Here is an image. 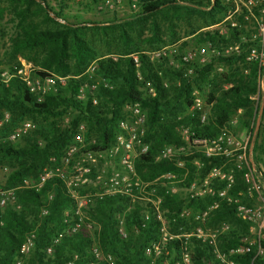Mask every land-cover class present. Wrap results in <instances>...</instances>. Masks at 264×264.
<instances>
[{
	"label": "trees",
	"instance_id": "trees-1",
	"mask_svg": "<svg viewBox=\"0 0 264 264\" xmlns=\"http://www.w3.org/2000/svg\"><path fill=\"white\" fill-rule=\"evenodd\" d=\"M6 1L12 7V16L18 28L17 37L12 41V53L24 56L25 52L43 51L35 61L43 71H33L42 78L48 77L49 73L62 76L64 84L57 86L54 93L43 96L40 103L35 101L16 78L11 79L6 86H0V110L5 109L9 112V120L0 129L3 135L9 132L14 122L22 121L26 117L30 118L35 126L19 143L0 141V164L6 161L16 162L5 177L7 187L12 190L13 202L0 207V264H13L19 257L23 240L28 237L31 238L32 248L22 264H107L104 259H94L91 253L92 246L96 247L103 257L111 256L114 264H150L144 250L157 240L158 223L151 212H148V219L143 221L142 206L130 204L125 197L119 195L105 196L86 207V214L98 224V229L93 233L94 238L83 228H79L74 234H62L56 243H52L66 224H70L73 216L71 213L67 216L65 211L74 210V200L59 178L47 179L37 190L24 188L23 180L29 176L36 178L47 166L57 165L80 124L86 126L85 138L91 133L96 137V144L87 147V150L93 152L108 150L118 132V122L124 120L122 113L124 106L137 103L145 115L142 142L147 146V151L134 160L135 171L141 181L153 183L157 180L151 187L162 198L160 207L165 211L164 218L169 221V231L174 232L179 226L188 231L194 224L188 219L179 218L178 210L183 206L201 209L211 199L185 202L179 193L165 194L164 187L184 188L192 179L203 178L211 168L226 167L230 161L224 163L220 158L205 159L183 154L156 160V156L164 146L175 148L184 146L175 132L176 127L188 128L193 136L199 139L213 138L219 134L221 128L227 127V123L233 118L234 110L239 108L243 109V120L238 121L237 118L235 126L238 123L246 128H249L250 124L254 126L258 107L251 106L250 98L255 95L256 77L264 68L258 72L255 64H251L246 79L236 77L233 69L229 70V75H222L223 83L228 85V88L218 94L215 89H210L206 94L209 110L204 123H200V112L194 110L187 115L183 112L191 107L193 99L191 94L194 91L204 92L206 83L212 86L211 81L207 79L211 73V65L197 67L194 64H184L178 53L170 59L178 65L177 68L169 64L168 58H160L155 63L150 62L147 55L140 52L134 43L133 25L149 23V41L162 47L161 45L164 46L166 42L158 37L156 18L170 22L169 42L172 44L177 39L172 32L173 20L182 15L195 14L211 25L218 20L217 16L222 17L217 0L213 2L120 0L129 7L135 6L132 22H126L125 27L120 25L91 27L103 37H106L107 31L113 35V42L118 47L115 59L99 56L93 44L82 36L87 28L75 26L38 28L31 24L28 21L30 11L34 8L39 13L43 12L47 7L43 0L38 1L45 6L37 4V0ZM98 1L89 0L91 5ZM84 9L89 10L88 4ZM49 13L54 18L64 20L60 12L55 13L47 8L43 19L49 24H56ZM222 42L226 43L228 40L216 38V33L209 32L196 34L181 45L194 48L206 43L216 46ZM132 54L137 56V67L129 57ZM241 58L225 60L230 63L232 60L233 62L242 60ZM92 62L95 75L110 86V89H104L97 85L93 94L96 105L91 104L88 95L83 100L76 99L78 88L87 82L81 73ZM187 69H191V74L184 76ZM90 82L96 83L93 78ZM147 82L153 96L148 93L145 86ZM66 113H71L68 128L60 129L56 120ZM178 114L182 115L177 118ZM232 130L234 131V128ZM263 154L264 135L258 125L252 146V164L260 174L264 187V171L259 168L261 162L264 165L261 158ZM178 161L184 162L183 169L176 167ZM193 161H197L198 165L194 166ZM166 174L170 176L168 179L162 177ZM241 174V171L234 173V184L228 192L229 195L237 197L239 191L245 190ZM18 183L19 185L15 186ZM119 215H122V218ZM208 222L226 223L229 226V230L218 238L220 251L236 247L239 240L246 235L249 226L234 216L231 207L223 205L210 214L207 224ZM47 248L51 249L50 254H46ZM178 248V242L168 243L167 255L161 254L160 259L154 264H159L162 259H167L168 264H174L173 259ZM189 250L193 264H217L208 246L190 240ZM234 258V261L240 264H250L251 260L249 255ZM251 264L264 262L255 259Z\"/></svg>",
	"mask_w": 264,
	"mask_h": 264
},
{
	"label": "built area",
	"instance_id": "built-area-1",
	"mask_svg": "<svg viewBox=\"0 0 264 264\" xmlns=\"http://www.w3.org/2000/svg\"><path fill=\"white\" fill-rule=\"evenodd\" d=\"M119 1L109 0L107 4L110 7L112 4H118ZM208 2H213V0H208ZM217 4L221 9L223 17L219 22L210 26L209 29H212L216 33V38L230 40L233 37L235 38L234 41L222 42L216 46L206 43L205 45L194 47L184 54H180L175 48L168 52H165L162 48L154 56H147L149 61H159L160 58H168L169 64L177 68L178 65L170 60L177 53L180 55L182 63L190 65L197 62L201 66L205 65L210 59H227L244 56L247 61L256 64L258 71L264 67V0H217ZM130 9L135 12L134 5H131ZM225 33H227L229 38L225 36ZM129 57L134 66L137 67V56L132 54ZM93 70L94 66L88 68L84 73L87 82L78 88L76 99L83 100L88 95L91 104L96 105V99L93 94L96 92L97 83L90 82L92 81ZM190 74L191 69H187L184 76H189ZM136 76L139 78L137 73ZM14 78L19 80L37 103L42 102L43 96L46 94L54 93L57 86L64 84V78L61 77L49 75L42 78L37 76L33 69L29 68L22 61H19L17 65L12 66L10 69L0 70V86H6ZM101 86L104 89H110V86L106 83ZM145 86L148 93L153 96L148 82ZM191 96L193 99L190 108L193 111H201L199 122L204 123L206 113L201 110L200 100L195 92ZM125 107L129 110V119L118 122V132L114 138L113 145L105 153L109 159H116V167L107 166L96 173V180L105 179L107 190L98 193L95 196V200H100L105 196L119 195L125 197L130 204H137L144 208L142 213L143 221L148 219V212L153 214L158 223V238L144 250V255L149 258L150 264L158 261L161 254L163 256L167 255L166 245L172 241L179 244L177 254L173 259L174 264H193L189 250L190 240L208 246L217 264H240L234 261V256L241 257L244 255L251 256L250 264L255 259H261L264 262V187L260 180V174L256 172L252 164V146L258 128L259 112L255 118L254 126L250 124L241 138L236 137V134L232 130L236 124V118L233 117L227 123V127L221 128L219 134L213 138L199 139L194 137L188 128H180L181 140L184 146L178 148L164 146L158 152L156 160L168 159L178 154L205 159L220 158L224 160V163L235 160L237 164L234 166V169L242 172L241 181L245 193L248 196L254 195L256 198L253 205H246L236 196L229 195L228 192L234 184L233 168L213 167L205 177L193 180L184 188L164 187L165 194L179 193L185 202L203 198L211 199L201 209L195 210L187 206L181 207L177 212V216L181 219H188L194 226L188 231H184L183 227H178L175 232H170L169 221L164 218L163 210L160 207L162 198L151 187L157 180L151 183L141 182L134 178V160L144 155L147 151V146L142 142L145 115L137 103L126 105ZM24 127H27V125ZM18 137L19 133L13 132L8 136V139L13 141ZM80 152L78 155L76 147L69 146L60 163L63 166H67L73 156L78 155L74 164L76 171H81L87 175L89 170L87 168H80L79 163H94L96 154L85 150H80ZM176 166L179 168L183 167L181 162H177ZM51 177L62 180L67 188L80 186L87 182V177H82L81 174L66 176L58 168H45L39 175L35 185L23 181L22 186L37 190ZM169 177L163 178L168 179ZM161 187H163V184ZM69 195L74 198L72 192ZM8 202H13L12 191L0 190V207H4ZM90 202L91 200L86 198L83 202L77 203V208L85 206ZM222 205L231 207L234 216L241 222L249 225V234L251 235L250 240H247L246 237L241 238L236 247L224 251L218 249L217 239L229 230V226L227 224H220L213 229L201 227L206 224L210 214ZM79 228L80 220L77 219L68 224L65 232L59 233L52 243H56L62 234H74ZM119 232L122 235L120 230ZM31 243L30 238H26V242L20 246L19 254L27 250V246L31 247ZM50 253L51 249L47 248L46 254ZM91 253L96 260L104 259L107 264H114L111 256L106 255L103 257L94 246L91 247ZM159 264H168L167 259H162Z\"/></svg>",
	"mask_w": 264,
	"mask_h": 264
},
{
	"label": "rangeland",
	"instance_id": "rangeland-1",
	"mask_svg": "<svg viewBox=\"0 0 264 264\" xmlns=\"http://www.w3.org/2000/svg\"><path fill=\"white\" fill-rule=\"evenodd\" d=\"M43 1L45 5L47 6L45 10H43V12L39 13V11L35 10L34 8L30 11L28 21L31 24L35 25L38 28H45V27L58 28L59 26H67V27L72 26L73 28L75 26V27L87 28L84 31V34H82V36L88 42L93 44V47L96 50V52L99 54V56H101L102 58L111 57L113 59L117 57V55L115 54L117 53L116 50H118L117 49L118 47H117V44L113 42V39H112L113 35L107 31L106 37H103L102 34H98V32H95L94 30H92L91 27L95 25L96 26L120 25V26L125 27L124 24L126 22H132V16H133V11L130 9L128 4H126L123 1H119L118 4L116 5L112 4L109 7L107 4L109 0H99L94 5H91L89 0H64V1L43 0ZM73 1L75 3H73ZM194 1H197V0H194ZM36 2L37 4H40L41 6H45V5H42V3L39 2L38 0ZM86 4H88L89 10L84 9V6H86ZM47 8L51 9L52 12H55V13L60 12L61 15H63L64 20H61L59 18H54L53 15L49 13V16L56 23V24H49L45 19H43L44 13H47ZM222 17L217 16L216 18H218V20L215 23L219 22L222 19ZM155 22L157 23V26L159 29L158 37L161 38L163 42H166L164 46L161 45L162 47H160V45L159 46L154 45L153 42L149 41L150 39L149 38L150 37V24L149 23H145L143 25L142 24L133 25L132 37H133L134 43L138 46V49L140 52L150 57L154 56L156 52H159L162 48L165 50V52H168L169 50H172L173 48L177 49V51L180 54H184L188 52L190 49H192V47L191 46L182 47L181 43L187 42L189 38H191L192 36L196 34L213 32V30L209 28L210 26L215 24L213 23L211 25H208L207 23H205L202 17L195 15V14L188 15V16L182 15L178 19L172 21V24L174 26L172 29L173 30L172 32L175 33L177 39L172 44H170L169 42V36L171 35L170 22L163 20L159 17L155 19ZM16 24L17 22L16 20H14L12 16V7L9 5V3L6 0H0V70L3 71V70L10 69L12 66L17 65L19 61H22L25 65L29 66V68L33 70H42L36 64L35 61H37V59L41 56L43 51L34 50L32 52H25L23 55L26 58L19 54L12 53V41L17 37V34H18V28ZM192 33H194V35ZM225 36L228 37L227 33H225ZM234 40L235 38L231 37V39L228 40V42L234 41ZM238 58H241L242 60H239V61L236 60L234 62L232 60L229 63L225 59H211L206 63L205 66L211 65V73L207 76V79L208 81H211L213 87L210 86L208 83H206V85L204 86L205 88L204 92L201 93L199 91H194L196 96L200 100L202 112L207 114L209 110V105L206 104V100H207L206 94L210 92V89L212 88L215 89V91L218 94L221 90H225L226 88H228V85H225V83H223V80L221 78L222 75H225V76L229 75L230 74L229 70L233 69L232 72H236V73H233L236 77L240 76L242 79H246L248 77V74H249L248 68L251 64H253V62L247 61L246 57L244 56H239V57L232 58V59H238ZM152 62L155 63L156 60H153ZM92 66H94L93 62L88 64V66L84 68L81 75L82 74L84 75L87 69ZM194 66L201 67V65L197 64V62L194 64ZM49 74L53 76H57V77H62V76L55 75L52 73H49ZM92 78L97 83V85H102L106 83L105 80L95 75L94 71L92 73ZM250 101H251L250 103L251 106L258 107V112H259L258 125H260L261 133L264 135V71L260 72V74H258L256 77L255 95L250 98ZM122 111H123L122 113L124 117L123 119L124 120L129 119L128 108L124 106ZM191 111H193L191 110V108H187L185 112H183V114L187 115ZM181 115L178 114L176 115V117L181 116ZM70 116H71V113H66L63 116H61L58 120H56L58 128L60 129L68 128ZM233 117H235L236 120L238 118V121L243 120V109L239 108V109L234 110ZM8 120H9V112L5 109L0 110V129L5 123H7ZM25 125H27V127H24ZM34 128L35 126L33 122L30 120V118H27V117L23 118L22 121L14 122L13 127L9 130L7 134L3 135V132L0 131V141L8 140V142L10 143H14V144L19 143L20 140L23 137H25ZM247 129L248 128L238 123L234 127V133L236 134V137L241 138L242 135L247 131ZM13 132H18L19 137L16 140L10 141L8 139V136L12 134ZM175 132L181 140L182 136L180 133V128L176 127ZM85 133H86V126L84 124L78 125L68 145V146H75L76 149L78 150V155L79 153H81L80 150L89 151L87 150V147L96 144L95 135L91 133L89 134L87 138H85ZM90 152L96 154V156L94 157L95 162L94 163H90V162L79 163V166H81L80 168H87L89 170V173L87 175L83 174L81 171L80 172L76 171L74 164L76 163L78 155L73 156V158L70 160V163L67 166L61 165L60 162H58L57 165H53L52 164L53 161L51 160L50 163L52 165H49L46 168H50V169L58 168L59 170H62L66 176H70L72 174L73 175L81 174L82 177H87V182L80 186H76V187L72 186V187L67 188L66 185L64 184L67 192L69 191L68 194L72 192L74 196V198L70 196L74 200V210L71 212L65 211V214H67L68 216L71 213V216H73V218L71 219V222L79 219L80 228H83L85 232H87L92 238H94L93 233L98 229V224L95 220H93L86 214V211H87L86 207L87 205H92L95 203L96 201L95 196L98 193L103 192L104 190H107L105 179L96 180L95 179L96 173L99 170L106 168L107 166L116 167L115 166L116 159H109L107 154H105L106 151H102V152L90 151ZM261 158L263 159V163H264V154L261 156ZM18 162H21V161H18ZM178 162H181L183 167L182 168H179L177 166L176 167L179 169H183L184 162L183 161H178ZM196 162L197 161H193L194 166L198 165V162L197 163ZM236 164L237 162L235 160H232L226 167L227 169L233 168L234 170L233 172L235 173L236 170L234 169V166ZM15 165H16L15 161L13 162L6 161L0 164V190L1 191H12L7 187L5 177L9 173L10 169ZM259 168L260 170L264 171V165L262 164V162L259 164ZM39 175L40 173L36 176V178H34L33 176H29L25 178V180L23 181H26L28 184L35 185L38 181ZM166 176H169V175L166 174V175H163L162 177H166ZM134 178L141 181L138 177V174L135 171V168H134ZM195 179H198V178L196 177L192 179V181ZM141 182H144V181H141ZM18 185L19 183L16 184L15 186H18ZM86 198H89L91 202L85 206L77 208V203L83 202ZM237 198L243 204H246V205H253L256 199L254 195L248 196L245 193V191H239L237 193ZM164 212L165 211H163V213ZM119 216L120 218H122V215H119ZM220 224H226V223L210 224V222H208L207 224L206 222V224L201 227H203L204 229H213ZM65 230H66V227L63 229V231L65 232ZM175 231L176 230H174V232ZM244 237H246L247 240H250L251 238V235L249 234V226L247 229V233ZM30 241H31V238H30ZM25 242H26V238L23 240L22 244H24ZM217 247H218V244H217ZM31 248H32V243H31V247L27 246V250L19 254V257L13 261V264L15 263L22 264V261L28 258Z\"/></svg>",
	"mask_w": 264,
	"mask_h": 264
}]
</instances>
